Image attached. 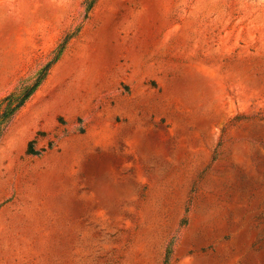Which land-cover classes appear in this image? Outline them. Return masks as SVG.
<instances>
[{
	"label": "rangeland",
	"instance_id": "374dc122",
	"mask_svg": "<svg viewBox=\"0 0 264 264\" xmlns=\"http://www.w3.org/2000/svg\"><path fill=\"white\" fill-rule=\"evenodd\" d=\"M0 0V264H264V0ZM2 112V111H1Z\"/></svg>",
	"mask_w": 264,
	"mask_h": 264
},
{
	"label": "trees",
	"instance_id": "16d2710c",
	"mask_svg": "<svg viewBox=\"0 0 264 264\" xmlns=\"http://www.w3.org/2000/svg\"><path fill=\"white\" fill-rule=\"evenodd\" d=\"M96 0H92L90 3V8L94 5ZM68 39H66L60 47H58L54 58H52L37 75V79L32 86H26L20 94H11L7 96L3 102L6 103V106L0 110V119L2 121L9 122L17 113L18 111L27 103V101L32 97L38 87L42 84L45 80L46 76L49 73L51 67L60 59L61 55L64 52L65 45ZM2 111V112H1Z\"/></svg>",
	"mask_w": 264,
	"mask_h": 264
}]
</instances>
